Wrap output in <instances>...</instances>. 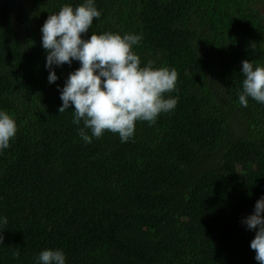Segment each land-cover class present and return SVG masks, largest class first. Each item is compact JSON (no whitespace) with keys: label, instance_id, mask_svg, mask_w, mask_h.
Returning <instances> with one entry per match:
<instances>
[{"label":"trees","instance_id":"16d2710c","mask_svg":"<svg viewBox=\"0 0 264 264\" xmlns=\"http://www.w3.org/2000/svg\"><path fill=\"white\" fill-rule=\"evenodd\" d=\"M0 0V109L18 131L0 153V264H259L242 219L264 195V104H239L242 61L264 65V0H95L82 37L141 34V67L175 68V109L85 143L62 105L78 61L49 84L40 28L64 4ZM89 135L91 131L86 129Z\"/></svg>","mask_w":264,"mask_h":264},{"label":"clouds","instance_id":"9594fccd","mask_svg":"<svg viewBox=\"0 0 264 264\" xmlns=\"http://www.w3.org/2000/svg\"><path fill=\"white\" fill-rule=\"evenodd\" d=\"M101 15L95 0H84L75 8L64 4L50 13L41 26V46L46 52L49 84L59 79L56 67L79 62L63 87L57 85V88L62 101L59 113L74 106L73 123H83L78 128L82 140L91 143L93 137L100 138L108 130L118 133L124 143L133 138L137 121L155 124L161 113L175 109L178 98L164 94L176 89L178 73L175 68L154 67L152 62L141 67V58L133 51L143 39L141 34L106 32L83 38L82 34ZM241 73L244 80L239 104L247 107L249 97L264 104V65L245 59ZM17 131L13 116L0 109V153L10 147ZM7 223L8 218L0 215V225ZM242 223L247 230L255 232L250 248L256 253V261L264 264V195ZM2 233L0 243L4 240ZM66 260V253L59 248L44 249L36 258L37 264H66Z\"/></svg>","mask_w":264,"mask_h":264},{"label":"rangeland","instance_id":"374dc122","mask_svg":"<svg viewBox=\"0 0 264 264\" xmlns=\"http://www.w3.org/2000/svg\"><path fill=\"white\" fill-rule=\"evenodd\" d=\"M262 13H263V15H264V8H261V10H260Z\"/></svg>","mask_w":264,"mask_h":264}]
</instances>
